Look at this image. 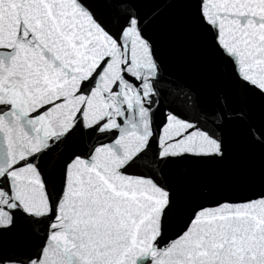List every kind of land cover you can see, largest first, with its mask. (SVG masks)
Returning a JSON list of instances; mask_svg holds the SVG:
<instances>
[{
    "label": "snow or ice",
    "instance_id": "snow-or-ice-1",
    "mask_svg": "<svg viewBox=\"0 0 264 264\" xmlns=\"http://www.w3.org/2000/svg\"><path fill=\"white\" fill-rule=\"evenodd\" d=\"M206 57L208 90L167 52ZM264 0H0V264H264Z\"/></svg>",
    "mask_w": 264,
    "mask_h": 264
},
{
    "label": "water",
    "instance_id": "water-1",
    "mask_svg": "<svg viewBox=\"0 0 264 264\" xmlns=\"http://www.w3.org/2000/svg\"><path fill=\"white\" fill-rule=\"evenodd\" d=\"M166 55L177 75L202 90L211 87V67L206 57L195 63L180 44L175 45ZM262 159L264 154L259 148L237 147L225 164L204 166L205 182L218 194L234 199L244 198L252 188L259 187Z\"/></svg>",
    "mask_w": 264,
    "mask_h": 264
}]
</instances>
